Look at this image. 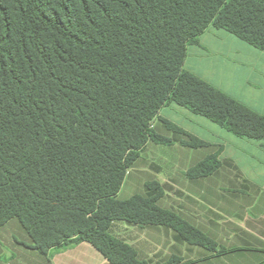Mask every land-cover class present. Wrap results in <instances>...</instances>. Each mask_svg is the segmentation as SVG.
<instances>
[{"label":"trees","instance_id":"trees-1","mask_svg":"<svg viewBox=\"0 0 264 264\" xmlns=\"http://www.w3.org/2000/svg\"><path fill=\"white\" fill-rule=\"evenodd\" d=\"M209 28L264 51V0H0V228L16 220L41 254L85 242L110 264H146L110 234L116 221L209 246L156 206L160 190L117 198L144 147L171 143L152 128L170 104L264 137V116L184 69ZM217 166L211 156L189 174Z\"/></svg>","mask_w":264,"mask_h":264},{"label":"crops","instance_id":"crops-1","mask_svg":"<svg viewBox=\"0 0 264 264\" xmlns=\"http://www.w3.org/2000/svg\"><path fill=\"white\" fill-rule=\"evenodd\" d=\"M184 69L264 116V51L223 30L209 28L199 36L198 45L188 48ZM161 119H155L152 128L171 141L164 145L172 149L171 155L153 161L150 175L144 168L138 169L141 177L131 175L129 171L138 167L145 148L161 145L148 143L127 172L121 187L123 198H117L154 197L160 190L156 206L195 228L209 246L192 244L165 226L116 221L110 234L132 247L136 258L146 264H264V137L247 139L230 133L226 156L224 142L209 144L171 122L205 143L199 148L182 145L186 137L166 129ZM160 126L177 136L172 138L164 130L166 136L159 133ZM211 156L218 162L214 170L189 174ZM148 183L153 184L152 189L146 188ZM10 231H16L27 244L13 243ZM0 241L13 251L5 255L0 246V264H110L85 242L38 253L16 220L0 228Z\"/></svg>","mask_w":264,"mask_h":264},{"label":"rangeland","instance_id":"rangeland-1","mask_svg":"<svg viewBox=\"0 0 264 264\" xmlns=\"http://www.w3.org/2000/svg\"><path fill=\"white\" fill-rule=\"evenodd\" d=\"M159 116L163 119H166L175 125L181 127L185 131H188L189 133L193 134L194 136L201 138L205 141H207L209 144H213L216 142H224L225 144V155L229 156V140L231 134L226 132L224 129L220 128L218 125L210 122L209 120L205 119L204 117L197 116L189 112L188 110L177 106L176 104H170L167 107H164L160 110ZM163 128L160 126L157 131H160L159 133H163V135H167L166 133L170 134V137L174 138L177 135L170 132L165 131L163 132ZM160 149V152L157 150ZM172 149L164 146V145H152L149 144L143 153L141 154V159L137 163L138 167H135L134 169L130 170V174H137L138 177H141L143 173L141 171H138L140 168H144L148 175L151 174V172L154 170L153 167V161H156L158 157H164L165 155H171ZM166 157V156H165ZM168 157V156H167ZM161 160V159H160ZM142 166V167H140ZM145 174V173H144ZM127 188V187H126ZM140 188V187H139ZM127 191V189H124ZM119 198H123V190L121 189L119 194ZM12 242L19 245V246H25L27 244L22 240V237L19 236L16 231H10L9 232ZM0 246L5 255L12 254L13 251L11 249H8L7 247L3 246L2 241H0Z\"/></svg>","mask_w":264,"mask_h":264}]
</instances>
